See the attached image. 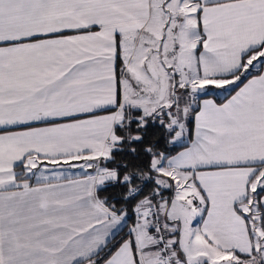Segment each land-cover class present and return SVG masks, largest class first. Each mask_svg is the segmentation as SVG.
Wrapping results in <instances>:
<instances>
[{
    "label": "snow or ice",
    "instance_id": "snow-or-ice-1",
    "mask_svg": "<svg viewBox=\"0 0 264 264\" xmlns=\"http://www.w3.org/2000/svg\"><path fill=\"white\" fill-rule=\"evenodd\" d=\"M0 264H264V0H0Z\"/></svg>",
    "mask_w": 264,
    "mask_h": 264
},
{
    "label": "rangeland",
    "instance_id": "rangeland-1",
    "mask_svg": "<svg viewBox=\"0 0 264 264\" xmlns=\"http://www.w3.org/2000/svg\"><path fill=\"white\" fill-rule=\"evenodd\" d=\"M209 93H211L212 96H207L205 98L214 99L213 97H222L224 95V90H218V89H212V88H210L209 89ZM220 102H223V100L220 101ZM69 171L71 173H79L80 172L79 169H70ZM193 226L194 227L196 226V221L193 222Z\"/></svg>",
    "mask_w": 264,
    "mask_h": 264
},
{
    "label": "trees",
    "instance_id": "trees-1",
    "mask_svg": "<svg viewBox=\"0 0 264 264\" xmlns=\"http://www.w3.org/2000/svg\"><path fill=\"white\" fill-rule=\"evenodd\" d=\"M224 94H225V93H224ZM208 96H212V94L209 93ZM223 96H224V95H223ZM223 96H222V97H213V98H214L217 102H220V101L223 100ZM189 127L192 128V122H190ZM161 145L163 146V139H161ZM179 149H180V147H175V148L173 149V151H172V154H173L174 152H176L177 150H179ZM131 223H132V220H129V224H131ZM125 231H127V229H125Z\"/></svg>",
    "mask_w": 264,
    "mask_h": 264
},
{
    "label": "crops",
    "instance_id": "crops-1",
    "mask_svg": "<svg viewBox=\"0 0 264 264\" xmlns=\"http://www.w3.org/2000/svg\"><path fill=\"white\" fill-rule=\"evenodd\" d=\"M194 127V122H192V128ZM181 150V148L179 149V150H177V151H180ZM176 151V152H177ZM173 154H175V152L173 153ZM80 173V172H79ZM79 173H72V175H73V177H76Z\"/></svg>",
    "mask_w": 264,
    "mask_h": 264
}]
</instances>
